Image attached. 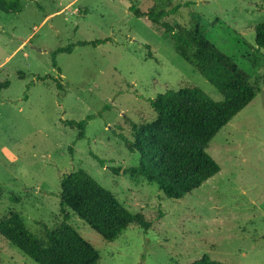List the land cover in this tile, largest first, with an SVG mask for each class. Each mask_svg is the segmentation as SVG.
Instances as JSON below:
<instances>
[{"label": "rangeland", "instance_id": "1", "mask_svg": "<svg viewBox=\"0 0 264 264\" xmlns=\"http://www.w3.org/2000/svg\"><path fill=\"white\" fill-rule=\"evenodd\" d=\"M133 1L146 12L161 0ZM166 1L195 3L168 18L172 24H188L192 10L219 20L210 37L260 87L206 148L221 171L175 201L141 176L113 172L138 166L139 155L115 132L131 139L134 125L154 121L157 95L191 86L224 100L163 31L129 12L131 0H19L14 13L0 11V220L14 211L34 233L54 229L63 220L61 179L83 169L152 223L147 232L134 223L110 242L67 209L70 225L98 251V264H192L204 255L264 264V50L256 49L254 31L264 23V0ZM105 39L57 55L53 67L54 50ZM90 115L86 138L77 141L66 122ZM0 264L36 263L0 237Z\"/></svg>", "mask_w": 264, "mask_h": 264}, {"label": "trees", "instance_id": "2", "mask_svg": "<svg viewBox=\"0 0 264 264\" xmlns=\"http://www.w3.org/2000/svg\"><path fill=\"white\" fill-rule=\"evenodd\" d=\"M13 5L15 10L20 9L19 0H0V11L14 13ZM194 5L193 1L174 4L161 0L144 12L131 0L129 12L136 18L147 19L163 31L175 52L192 65L224 100L215 101L198 87L168 90L150 100L156 114L154 121L134 125L131 139L115 132L128 151L138 154L140 158L138 166L112 168L113 172L116 175L122 172L131 177L141 176L147 182L156 184L166 198L174 201L184 199L221 171L220 165L206 148L260 92L259 84L252 82L251 76L210 37L211 30L220 28L219 20L209 23L204 16L192 10L190 22L186 25L167 21L182 9ZM37 6L41 8L39 4ZM254 31L256 49L264 50V23L256 25ZM108 41H80L58 48L52 52L53 67L58 68L55 59L59 54H72L77 46L96 48ZM146 47L148 50L151 48L149 45ZM149 57L155 60L150 52ZM45 78L39 77V80ZM58 82L61 80L58 79ZM3 89L5 86L0 84V93ZM107 109L108 106L104 107V110ZM95 117L90 115L81 122L69 121L66 125L78 131L76 140L81 141L86 138L88 123ZM73 152L74 147H71L70 154ZM91 154L102 166L105 165L99 156ZM60 187L63 220L54 229L43 225L40 233H34L21 215L14 211L0 220V237L36 264H98V251L70 225L67 209L110 242L134 223H141L145 232L151 229L152 223L143 214H132L83 169L64 176ZM192 264L229 263L204 255Z\"/></svg>", "mask_w": 264, "mask_h": 264}]
</instances>
